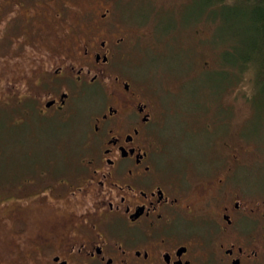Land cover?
<instances>
[{"label":"flooded vegetation","instance_id":"flooded-vegetation-1","mask_svg":"<svg viewBox=\"0 0 264 264\" xmlns=\"http://www.w3.org/2000/svg\"><path fill=\"white\" fill-rule=\"evenodd\" d=\"M35 2L6 0L9 9L0 13L6 15L0 26L16 31L20 45L27 35L35 41L29 46L37 63L21 74L23 115L77 126L82 146L69 175L15 185L23 194L15 199L20 208L33 199L68 200L72 208L37 230L17 215L4 217L18 227L19 256L0 264L264 262V202L235 192L227 175L193 192L163 161L156 100L139 82L132 57L138 36L122 17L124 4L137 0H101L85 26L68 17L74 0L63 2L52 14V43L41 28L30 25L27 32L23 25L42 17ZM8 84L14 96L17 85Z\"/></svg>","mask_w":264,"mask_h":264},{"label":"rangeland","instance_id":"rangeland-1","mask_svg":"<svg viewBox=\"0 0 264 264\" xmlns=\"http://www.w3.org/2000/svg\"><path fill=\"white\" fill-rule=\"evenodd\" d=\"M67 1L36 0L42 17L34 23L23 21L26 31L39 27L41 37L52 38L48 41L52 43L50 34L57 26L52 14ZM5 2L0 0V13L9 9ZM189 2L137 0L125 3L122 11L124 22L134 25L138 36L132 57L139 65V82L152 92L161 117L163 161L172 172L186 177L193 192L207 180L227 175L231 189L262 203L264 87L254 84L252 71L236 78L218 70L219 51L210 41L215 25L203 19L191 22L201 12V5L199 1L198 5ZM74 4L77 7L68 17L85 26L86 14L95 12L101 0H74ZM217 14V9L209 13L210 19L219 18L217 26L221 28L215 30L212 41L216 43L218 36L228 35L232 46L228 58L232 60L233 54L247 47L234 34L232 18L223 19ZM4 15L0 14V24ZM57 34V38L62 37V29ZM27 38L29 42L20 45L16 31L0 26V263L19 256L15 245L18 227L2 222L4 217L17 215V219L27 222L29 230H37L62 219L72 208L68 200L58 203L51 199H33L28 207L20 208L15 199L23 194L15 185L28 177L52 180L69 175L74 168L68 165L78 159L82 146L77 126L62 127L57 122L49 124L23 115L19 101L23 94L21 74L31 70L38 60L37 52L29 46L35 41ZM9 82L17 85L14 96L10 95ZM234 153L237 161L232 159Z\"/></svg>","mask_w":264,"mask_h":264},{"label":"trees","instance_id":"trees-1","mask_svg":"<svg viewBox=\"0 0 264 264\" xmlns=\"http://www.w3.org/2000/svg\"><path fill=\"white\" fill-rule=\"evenodd\" d=\"M198 1L200 2V11L202 13L200 12L191 22L203 19L209 23H214L215 30H219L220 27L217 26L219 18L218 20H214L209 17V13L217 9V16L219 15L220 18H232L234 34L236 37L241 38L240 40H243L246 44L243 45L247 47H245L246 50L233 54L232 61L228 58L231 54L229 53V48H232L229 45L228 35L218 36L219 41L214 43L212 42L215 33L214 30V33L211 34L210 41L213 47H217L219 51L217 67H220V69H217L221 73H225L226 76L231 75V77H234L235 75L236 78L248 70L252 71L254 84H262L264 87V0H191L189 4H197L196 2ZM222 56H224L223 61L221 60ZM208 70L205 69L204 72ZM254 96L253 94L250 100Z\"/></svg>","mask_w":264,"mask_h":264},{"label":"bare ground","instance_id":"bare-ground-1","mask_svg":"<svg viewBox=\"0 0 264 264\" xmlns=\"http://www.w3.org/2000/svg\"><path fill=\"white\" fill-rule=\"evenodd\" d=\"M198 5V4H197ZM192 13V12H191ZM217 28V27H216ZM219 35V34H218ZM214 40V39H213ZM213 42V41H212Z\"/></svg>","mask_w":264,"mask_h":264}]
</instances>
